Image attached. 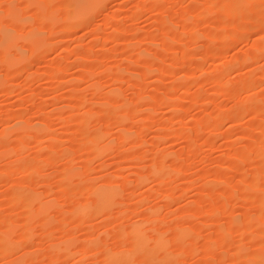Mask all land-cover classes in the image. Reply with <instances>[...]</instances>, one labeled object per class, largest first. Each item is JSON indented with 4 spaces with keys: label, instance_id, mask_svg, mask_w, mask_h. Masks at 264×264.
<instances>
[{
    "label": "rangeland",
    "instance_id": "1",
    "mask_svg": "<svg viewBox=\"0 0 264 264\" xmlns=\"http://www.w3.org/2000/svg\"><path fill=\"white\" fill-rule=\"evenodd\" d=\"M82 1L0 0V6H15L0 7V137L10 132L0 139V234L15 222L10 236L17 247L0 248V264H259L261 0L76 5ZM69 4L71 13L60 7ZM9 11L29 23L6 19ZM253 15L255 23L246 26ZM42 20L40 41H26L15 52L5 47L6 30L38 31ZM107 108L124 116L123 123L110 119ZM19 125L28 137L18 134ZM37 126L44 129L39 135ZM229 158L239 166L227 164ZM68 170L79 174L71 185L64 181ZM167 173L169 189L162 183ZM255 177L263 189L254 200L249 184ZM110 183L119 195L99 206L94 188ZM21 190L23 198L14 202ZM45 202L53 205L48 213L41 208ZM138 223L150 246L159 236L166 241L155 247L157 263L150 261L152 249H136L131 229ZM182 229L188 233L183 241Z\"/></svg>",
    "mask_w": 264,
    "mask_h": 264
},
{
    "label": "bare ground",
    "instance_id": "2",
    "mask_svg": "<svg viewBox=\"0 0 264 264\" xmlns=\"http://www.w3.org/2000/svg\"><path fill=\"white\" fill-rule=\"evenodd\" d=\"M82 1V0H81ZM86 1L87 0H83L82 2H77L76 3V5H82V3L85 5V3H86ZM76 2V1H75ZM87 59V58H86ZM5 60H10V58H9V56H7V55H5ZM18 61V59H15L14 60V62L13 63H16ZM151 70H152V68H150ZM62 70H65V69H62ZM88 70V69H87ZM92 71H93V69H92ZM94 71H95V69H94ZM99 71V70H98ZM119 71V70H118ZM90 72H91V70H90ZM93 73V72H92ZM103 73V72H102ZM100 74H101V72H100ZM227 84H226V89L227 90H230V89H228V86L229 87H231L230 85H228V82H226ZM233 88V87H232ZM226 90V91H227ZM232 92V91H231ZM229 94V93H228ZM117 103V102H116ZM116 103H113L112 104V106L113 105H115ZM175 103V102H174ZM173 103V104H174ZM118 104V103H117ZM175 104H177V102L175 103ZM179 104H182V103H179ZM253 104H255V103H253ZM258 103H256L255 105H257ZM177 106H179V105H175V108H177ZM182 106V105H181ZM108 108H110V107H108ZM108 108L106 109L107 110V113H109L108 112ZM175 108H173V109H175ZM260 108V107H259ZM106 110H104V113H105V111ZM177 110V109H176ZM110 114V113H109ZM109 114H106L105 113V115L104 116H108ZM224 115V114H223ZM20 117V116H19ZM24 117V116H23ZM86 117H88V116H86ZM86 117H83V120L81 121V123H82V125H83V127H86V128H89L90 126V123H89V118H86ZM220 117V116H219ZM224 117H225V115H224ZM21 118V117H20ZM27 118V117H26ZM109 118L110 119H113L114 121H116V122H119V123H123V119H125L124 118V116L122 117V116H120V115H113V114H110L109 115ZM89 119V120H88ZM174 119V118H173ZM217 119V118H216ZM21 120V119H20ZM203 120V119H202ZM208 120V119H207ZM207 120H206V122H207ZM221 120V119H220ZM210 121V120H209ZM218 121V120H217ZM25 122V121H24ZM210 122H212V121H210ZM22 123V122H21ZM209 123V122H208ZM47 124V123H46ZM45 124V125H46ZM188 124V123H187ZM214 124V123H213ZM198 125H201V124H198ZM197 125V126H198ZM210 125V124H209ZM42 126H44V124L42 125ZM89 126V127H88ZM185 126V125H184ZM188 127V125L186 126V128ZM201 128H202V126H200ZM209 126H207L206 128H208ZM36 128H39L40 129V132H38V135L39 134H41L42 133V131H44V129H43V127H41V126H37ZM190 128V127H189ZM205 128V129H206ZM18 134L21 136V137H28L29 135H30V133L28 132V129H26V127L24 126V125H19L18 126ZM90 129V128H89ZM183 128H181V130H182ZM87 130V129H86ZM123 130H124V132L126 131L124 128H123ZM185 131V130H184ZM183 131V132H184ZM191 131H192V129H191ZM10 134V132L8 131V133L7 132H5L4 134H3V136L2 137H0V139L2 140V138L3 139H5V138H7V137H9L8 135ZM189 134V133H188ZM212 134V133H211ZM124 135H126V137L128 136V137H130L131 135H128V132L126 133H124ZM179 135V134H178ZM177 135V136H178ZM192 135V134H191ZM194 135V134H193ZM192 135V136H193ZM183 136V135H182ZM253 136H254V134H253ZM132 137V136H131ZM175 137H176V135H175ZM191 138H193V137H190V139ZM252 138H255V137H252ZM258 138V137H257ZM94 140V139H93ZM191 140H193V139H191ZM259 141V140H258ZM260 143V142H259ZM261 146L259 147V144L256 146L255 145V147H256V149H258V150H256L255 148H253V149H255L256 150V152H257V154L259 155V157L260 156H262L261 158L262 159H264V140L263 141H261ZM109 145V143H107L105 146H108ZM235 145V144H234ZM105 146H104V149L102 148L101 149V151L102 150H105ZM196 146V145H195ZM254 146V143H253V145H252V147ZM251 147V148H252ZM191 149V148H190ZM246 150V149H245ZM182 151V150H181ZM185 151V150H184ZM190 151H192V150H190ZM196 151H197V149H196ZM247 151V150H246ZM182 153V152H181ZM243 153V152H242ZM245 153V152H244ZM243 153V154H244ZM184 154V153H183ZM186 154V153H185ZM233 157V156H232ZM246 157V156H245ZM177 158H178V154H177ZM179 158H180V156H179ZM182 158V157H181ZM234 158H235V156H234ZM237 158V157H236ZM244 158V157H243ZM242 158V159H243ZM176 159V158H175ZM230 159V158H229ZM229 159H227V161L229 160ZM177 160V159H176ZM232 160V161H231ZM178 161V160H177ZM230 163L228 162L227 164H229V165H231V166H233L234 165V167L235 166H237L238 164V161L236 162V165H235V160H234V163H233V159H230ZM244 159H243V163H244ZM240 162V161H239ZM241 162H242V160H241ZM242 163V164H243ZM224 165V164H223ZM226 165V164H225ZM239 166V165H238ZM25 167V166H24ZM23 168V167H22ZM161 170H162V168H160ZM177 169L178 168H176V171H177ZM262 170H261V172H264V165H262V168H261ZM69 170H70V168H69ZM68 170V171H69ZM77 170V169H76ZM76 170H71V171H69L68 173L66 172L65 174H66V176H64V181H66V183H65V185H67L68 183L70 184V183H72V182H70L72 179H76V177H77V175H79L78 174V171H76ZM161 170H158V172L159 173H157V174H160V172H161ZM179 170V169H178ZM180 170H182L181 168H180ZM179 170V171H180ZM66 171V170H65ZM171 171V170H170ZM4 173V172H3ZM173 173V172H172ZM8 174V173H7ZM257 174V173H256ZM260 173H258V175H259ZM264 174V173H263ZM4 175H6V173L4 174ZM208 176L207 177H209L210 175L209 174H207ZM246 175V174H245ZM244 175V176H245ZM76 176V177H75ZM166 176H168V179L167 180H163L164 182H162V183H165V185L166 186H168V188L167 189H169V186H171V185H173V183L171 184V181L169 180V177H170V173H167L166 174ZM248 176V175H247ZM260 176V175H259ZM5 177V176H4ZM3 177V178H4ZM205 177H206V175H205ZM249 177H251V176H249ZM171 178V177H170ZM252 178V177H251ZM1 179H2V176H1ZM220 179H221V177H220ZM209 180H210V178H209ZM209 180H207L206 182H204V185L205 186H210L211 185V181H209ZM211 180H213V179H211ZM227 180V179H226ZM245 180V178H243V181ZM59 181V180H58ZM64 181H63V184H64ZM243 181L241 180V182L243 183ZM172 182H173V180H172ZM225 182H227V181H225ZM233 182V181H232ZM260 182H262V181H259V177H255L254 178V180H252V183L250 182V188H251V190H249V195L251 196V197H249V198H252L253 196H257L256 198L258 199V193H259V189H263V188H261L262 186H260ZM22 183V182H21ZM23 183H25L26 184V182H23ZM118 183H120V182H118ZM234 183V182H233ZM19 184V183H18ZM62 184V185H63ZM176 183H174V185H175ZM214 184V183H213ZM227 184H229V182H227ZM232 184V183H231ZM231 184H229V187L231 186ZM14 185V184H13ZM21 185H23V184H21ZM71 185V184H70ZM119 185V184H118ZM203 185V186H204ZM245 185H247L248 186V184H245ZM16 187V186H15ZM232 187V186H231ZM233 187H235V185L233 186ZM227 188V187H226ZM235 189H236V187H235ZM244 190V189H243ZM22 191V190H21ZM20 191V193H15V195H14V197H13V199H14V202H18L19 200H21L22 198H23V192L24 191H22L21 192ZM204 191V190H203ZM224 191V190H223ZM233 191V190H232ZM236 191H238V190H236ZM245 191V190H244ZM251 191V192H250ZM264 191V190H263ZM94 193H95V195H96V197H97V204L100 206V205H106V204H108V203H112L116 198H117V196L119 195V192H118V187H117V184H106V185H99L98 187H96V188H94ZM170 193V192H169ZM220 193V192H219ZM225 193V192H224ZM229 193V192H228ZM247 193H248V191H247ZM168 194V193H167ZM214 194V193H213ZM222 194V193H221ZM227 195V194H226ZM230 195V194H229ZM166 196H169V195H166ZM222 196H224V195H222ZM232 196V198H234L235 199V194H233V195H231ZM243 196V195H242ZM171 196H169V198H170ZM238 197V196H237ZM225 198H227V196L225 197ZM248 198V199H249ZM254 198V197H253ZM252 198V199H253ZM206 199V198H205ZM204 199V200H205ZM233 199V200H234ZM207 200V199H206ZM219 200V199H218ZM247 200V199H246ZM254 200H255V198H254ZM254 200H253V202H254ZM259 200H261V199H259ZM13 201V200H12ZM213 201V200H212ZM220 201V200H219ZM226 201H227V199H226ZM204 202V201H203ZM221 202H223V201H221ZM264 202V201H263ZM210 203V202H209ZM216 203V202H215ZM227 203H228V201H227ZM14 204V203H13ZM264 204V203H263ZM263 204H262V206H263ZM216 205V204H215ZM219 205V204H218ZM52 206L53 205H51V203H46L45 202V204H43L42 206H41V208H42V210L44 211V212H46V213H48L49 211H50V209L52 208ZM204 206H206L205 204H204ZM187 211V210H186ZM189 211H191V210H189ZM188 211V212H189ZM193 212V211H192ZM191 213V212H190ZM87 214V212H86V210H84V208L83 209H81L80 210V217L82 218V217H84L85 215ZM28 215H29V217L30 216H34V211H33V209L32 208H30L29 210H28ZM186 215V214H185ZM189 215V214H188ZM188 215H187V217H188ZM192 215V214H191ZM153 216V215H152ZM182 216V215H181ZM151 218V217H150ZM153 218V217H152ZM6 219V218H5ZM154 219V218H153ZM118 220V219H117ZM141 221V220H140ZM15 222H13L12 224H14ZM252 224H253V222H251ZM260 223V222H259ZM12 224H10L11 226H12ZM233 224H234V222H233ZM236 224V223H235ZM10 225H9V227H7V231H6V229H5V231H6V233L4 234V235H1L0 236V248H1V250L3 251V252H9V251H11V250H13L14 249V246L16 247V244L14 243V241H13V239H12V236H10L11 235V232H13L12 231V229H11V227H10ZM249 226V225H248ZM247 226V227H248ZM253 226H257V224H253ZM244 227V229H245V226H243ZM251 227V226H250ZM144 228V227H143ZM143 228H142V224L141 223H138V224H135L133 227H132V229H131V233L138 239V242H137V247H136V249L137 250H139V251H147V249H152V250H148V254H149V256H150V261H153L154 263L156 262V260H157V253H156V251H155V247H157V246H160V247H164L165 246V240H164V237L162 238V237H158L157 238V240H156V244L155 245H153V246H150L149 245V243H148V241L146 240V234H145V231L143 230ZM252 229V228H251ZM223 230V229H222ZM225 230V229H224ZM245 230H247V229H245ZM245 230H243V231H245ZM4 231V232H5ZM220 231H221V229H220ZM251 231H253V230H251ZM256 231V230H255ZM27 232V231H26ZM224 232H226V230L224 231ZM223 232V233H224ZM246 232H248V231H246ZM15 233V232H14ZM29 231L27 232V233H25V234H27V236L29 235ZM226 233H228V232H226ZM252 233V232H251ZM188 233H187V231H185V230H180L179 232H178V237H179V239L181 240V241H183V238L187 235ZM229 234V233H228ZM259 234V233H258ZM122 235V234H121ZM253 236H254V232H253ZM226 238H228L227 236H225ZM61 247V246H60ZM17 248V247H16ZM62 248H64V247H62ZM56 250V249H55ZM123 250V249H122ZM117 251H119V250H117ZM120 253H122V252H120ZM116 255H120L119 253H117V254H115V256ZM109 256V255H108ZM111 256V255H110ZM109 257L108 258V260L110 259H114L115 260V258L116 257H118V256H116V257ZM121 256L122 257H124V259H128L127 257L125 258V254H124V256L121 254ZM120 257V256H119ZM118 257V258H119ZM117 258V259H118ZM261 257H259L258 258V263L260 264V261H261ZM110 260H109V262H110ZM114 260H113V262H114ZM118 261H119V259H118ZM247 262V261H246ZM152 263V262H151ZM157 263V262H156ZM8 264V263H7ZM21 264H23V263H21ZM248 264V263H247Z\"/></svg>",
    "mask_w": 264,
    "mask_h": 264
},
{
    "label": "snow or ice",
    "instance_id": "3",
    "mask_svg": "<svg viewBox=\"0 0 264 264\" xmlns=\"http://www.w3.org/2000/svg\"><path fill=\"white\" fill-rule=\"evenodd\" d=\"M6 10L14 8V5H4L0 6ZM31 7H42V5H32ZM62 9L67 8L69 13L72 11V5H61ZM249 7H252L249 5ZM6 19L13 20L17 25L27 24L29 21H26L19 13L15 16L9 11ZM34 22V21H33ZM94 22V21H93ZM255 23V16H249L246 18V26H252ZM46 20L41 21V27L37 30L26 31L25 28H10L5 31L3 36V43L6 48L15 52L17 48L25 44L26 41H31L33 43L40 41L44 35H46ZM260 35L259 39L261 44L264 45V0H261L260 4ZM261 92L264 93V85L261 86ZM262 112H264V105H262ZM260 264H264V251H262V259Z\"/></svg>",
    "mask_w": 264,
    "mask_h": 264
}]
</instances>
